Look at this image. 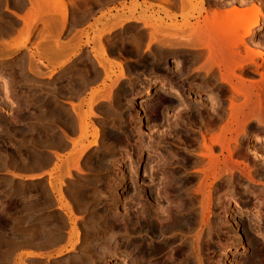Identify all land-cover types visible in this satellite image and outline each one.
Instances as JSON below:
<instances>
[{
  "label": "rangeland",
  "instance_id": "374dc122",
  "mask_svg": "<svg viewBox=\"0 0 264 264\" xmlns=\"http://www.w3.org/2000/svg\"><path fill=\"white\" fill-rule=\"evenodd\" d=\"M32 1L0 0V81L7 85L0 84V264H264V140H256L264 138V104L260 121L242 111L232 116L226 83L201 86L189 50L163 49L162 33L150 40L153 19L170 21L162 0H64L63 30L51 22L48 32L38 19L26 36L22 18ZM176 1L167 4L180 24ZM195 1L184 11L192 23ZM224 1L223 8L260 5L252 39L264 57V0ZM119 17L130 19L103 30ZM98 39L113 62L104 64L107 71L97 61ZM217 133L229 140L230 153L218 146L206 153L203 141ZM215 162L233 169L205 176ZM187 206L198 214L195 222L201 216L195 229L186 230L183 218L160 235L144 227L147 210L154 216L165 209L170 223L168 215L184 216ZM160 242L162 249L148 252Z\"/></svg>",
  "mask_w": 264,
  "mask_h": 264
},
{
  "label": "bare ground",
  "instance_id": "6f19581e",
  "mask_svg": "<svg viewBox=\"0 0 264 264\" xmlns=\"http://www.w3.org/2000/svg\"><path fill=\"white\" fill-rule=\"evenodd\" d=\"M80 1V0H79ZM164 3V5H162V3L160 4V7L162 9V11L167 14L166 15V19H169V22H164L161 25H157V20L153 19L152 22H150V27H151V32H150V40L152 41V39H156V37L161 33H162V37L160 40V45L161 47L164 49H168V48H175V50L173 51H190V55H191V65L193 66V73L194 75H196V79L200 80L201 86L202 84L206 87H208L210 85V83H212V81H216L220 80L221 83H226V85L229 86L230 88V113L232 116H236L238 114L239 111H242L243 115H246L247 118L250 117H254L255 119H257L258 121L261 120V118L263 117V104L262 100L264 98V92H263V88H264V57L262 56V51H256L254 50L256 47L259 49H263V47L261 46V44H259L258 42L253 41L252 36L255 33V28L256 26L259 24L260 21V16H261V7L260 5L256 2H251V6L247 7V8H241V6H239V4L237 5L236 3L231 4L228 8H223L224 4H227L224 0H216L217 4L213 5V8L210 7H206L207 2H205L206 0H196L195 5L197 6V14L196 16L193 18L194 23L191 22V16H186L184 11L186 10V8L188 9V7L190 6L192 8V5H190L191 0H179V8H180V12H182L181 17H182V23L180 24H176V22L173 21V19L175 18V15H170V9L168 8V2L170 3L171 1L169 0H162ZM176 1V0H175ZM190 1V2H189ZM235 1V0H234ZM70 2H72L70 0ZM86 2V1H85ZM161 2V1H160ZM174 2V1H173ZM220 2V3H219ZM228 2V1H227ZM230 2V1H229ZM31 3V6L29 5V10L27 9V11L25 13V17H23V23H25V29L24 26L22 27L24 29L26 36H29L30 31L32 32L31 28H33V26L31 23L34 20L37 22L38 19H40V23H42L43 25V29H45L46 31L49 32V29L51 30V26L54 27L53 28H58L61 30L64 29L66 22H67V3H65L64 0H34ZM74 3V2H73ZM176 3H178L176 1ZM189 3V5H188ZM192 3V2H191ZM241 3V2H240ZM67 4V5H66ZM71 4V3H70ZM159 4V3H158ZM171 4V3H170ZM175 4V3H174ZM173 4V5H174ZM193 4V3H192ZM187 5V6H186ZM194 6V5H193ZM31 7V8H30ZM171 8V7H170ZM174 8V7H173ZM172 9V8H171ZM177 10V9H176ZM195 10V7H194ZM193 10V11H194ZM196 11V10H195ZM52 12H54L55 14L58 15L59 19L58 20H52ZM188 13V12H187ZM56 16V15H55ZM151 16V15H150ZM51 17V18H50ZM141 17V16H140ZM154 17V16H153ZM120 18V17H119ZM152 18V17H151ZM128 19H130L129 17L126 18H120L116 20V23L113 24V26H111L110 28L105 26L103 30L106 31H110L112 28H116L119 26H122ZM143 19V18H142ZM147 19V18H146ZM30 20V22H29ZM148 20L150 21V17L148 18ZM161 20V19H160ZM34 21V22H35ZM51 22H54L55 24L53 25V23L51 24ZM57 24V25H56ZM30 25V26H29ZM147 26V24H145ZM32 26V27H31ZM102 27V28H103ZM1 28V27H0ZM101 28V31H103ZM108 29V30H107ZM186 30L188 33V35L186 36L184 34L181 33V37L177 36V32L178 31H184ZM10 31V30H9ZM177 31V32H175ZM11 32V31H10ZM22 32V31H21ZM105 31H103L102 33H104ZM177 34H175V33ZM8 33V32H7ZM185 33V31H184ZM4 35V34H3ZM8 35H11L10 33ZM20 35V34H19ZM21 36V35H20ZM20 36L17 35V37L19 38ZM100 36V34L98 35ZM251 36V37H250ZM24 37V36H23ZM247 37H250V40H247ZM255 37V36H253ZM25 38V37H24ZM28 38V37H26ZM3 39V37H2ZM101 39V38H100ZM13 40V39H12ZM52 39H50L49 41H51ZM14 41H16V38L14 37ZM13 41V42H14ZM44 41V40H43ZM42 41V42H43ZM47 40V43L49 44V42ZM53 41V40H52ZM99 41V43H98ZM98 41L96 43L99 44V48H97V52L98 50L100 51L98 54H100L99 57H97V61L98 64L102 67H105L104 64L105 63H113L112 60H110L107 56V52L105 49V46L103 45V43L101 42V40L98 39ZM1 42V41H0ZM4 42V41H3ZM6 42V41H5ZM158 42V41H157ZM2 43V42H1ZM0 43V44H1ZM46 43V42H44ZM59 43V42H57ZM157 44V43H156ZM98 46V45H97ZM255 46V48H253ZM171 50V49H170ZM96 52V50H95ZM96 61V60H95ZM117 63V62H116ZM181 64V63H180ZM106 65V64H105ZM114 65V64H113ZM117 65H121V63H117ZM177 66V65H176ZM183 66V65H182ZM94 67V66H93ZM31 68V67H30ZM152 69V68H151ZM31 70V69H30ZM100 71V70H99ZM104 71H107V69H105ZM179 73V72H178ZM252 74H258L259 78L258 79H250L249 76ZM123 75V73H122ZM13 76V75H12ZM181 76V75H180ZM107 77V76H106ZM13 78V77H12ZM108 79V78H107ZM219 81V82H220ZM4 86H7L6 83L2 80L0 81ZM16 83V82H15ZM215 84V82L213 83ZM67 85V84H66ZM150 85V84H149ZM162 85V84H161ZM195 86V85H194ZM167 87V86H166ZM200 87V86H199ZM226 87V86H225ZM4 88V87H3ZM150 88V87H149ZM11 89V88H10ZM9 89V90H10ZM14 89V88H13ZM71 89V88H70ZM4 90V89H3ZM6 90H8L6 88ZM53 90V89H52ZM165 90V89H164ZM163 90V92H164ZM109 91V90H107ZM170 91V90H169ZM168 91V92H169ZM6 91L4 90V93ZM106 92V91H105ZM143 92V91H142ZM150 92V91H149ZM167 92V91H166ZM8 93V92H7ZM6 93V94H7ZM52 93V92H51ZM147 93V92H146ZM99 94V93H98ZM171 94V91L170 93ZM174 94V93H173ZM140 95V93H139ZM177 97H179V99L177 98V100H180V98L183 97V95L181 94V92L179 90H177L176 92ZM185 96V93H184ZM16 97V96H15ZM184 99V97L182 98ZM238 100H242L241 102ZM134 101V100H133ZM40 102V101H39ZM135 102V101H134ZM256 104H255V103ZM202 103V102H201ZM254 103L255 106H251V104ZM20 105V104H19ZM203 105V104H201ZM199 106V105H198ZM207 107V106H206ZM243 107H245V109H243ZM53 108V107H52ZM72 109V108H71ZM138 109V108H137ZM204 109V108H203ZM62 110V109H61ZM207 110V109H206ZM244 110V111H243ZM16 111V110H15ZM73 111V110H72ZM87 111V110H86ZM204 113L205 111L202 110ZM201 111V112H202ZM212 111V110H211ZM66 112V111H65ZM210 112V111H209ZM207 111V113H209ZM245 112V113H244ZM76 113V112H75ZM80 113V112H79ZM200 113V112H199ZM52 115V114H51ZM198 115V114H197ZM59 116V115H58ZM199 116V115H198ZM213 116V115H212ZM219 116V115H218ZM141 117V116H140ZM204 117V116H203ZM64 118V117H63ZM211 118V117H210ZM41 122V121H40ZM76 124V123H75ZM56 127V126H55ZM69 127V126H68ZM225 127V126H224ZM81 128V127H80ZM28 130V129H27ZM53 130V129H52ZM222 132V130H221ZM49 135V134H48ZM47 135V136H48ZM51 137V136H50ZM261 137V136H259ZM49 138V137H48ZM46 139V138H45ZM205 139V137H203V140ZM264 140V138H256V140ZM206 140V139H205ZM205 140L203 141V146L204 148H206V153L207 151L210 152L211 149H213V147L218 146L221 150H228V148L230 147L229 140L226 139V137L224 138L222 136V134H215L214 136L212 135L211 137H209V141L205 142ZM53 141V140H52ZM56 141V140H55ZM57 142V141H56ZM60 142V141H59ZM231 142V141H230ZM262 142V141H260ZM264 142V141H263ZM61 143V142H60ZM125 144V143H123ZM260 144V143H258ZM121 147V146H120ZM45 149V148H44ZM85 150V149H84ZM258 150V149H257ZM232 151V150H231ZM5 152V151H4ZM202 152V151H201ZM205 152V151H204ZM50 153V152H49ZM229 153H230V148H229ZM210 153L207 154V156H209ZM232 154V153H231ZM103 155V154H102ZM253 155L256 156H262L261 154L258 153V151H253ZM55 156V155H54ZM50 157V156H48ZM211 157V156H210ZM263 157V156H262ZM51 158V157H50ZM53 158V157H52ZM58 158V157H57ZM100 158V157H98ZM207 158V157H206ZM212 158V157H211ZM207 159L209 160V164L214 165V160L212 159ZM259 158V157H257ZM60 159V158H59ZM162 159V158H161ZM260 159V158H259ZM262 159V158H261ZM51 161V160H50ZM53 162V161H52ZM56 162V161H55ZM109 162V161H108ZM224 162V161H223ZM60 163V162H59ZM111 163V162H110ZM216 163V162H215ZM77 164V163H76ZM75 164V165H76ZM109 164V163H108ZM208 164V165H209ZM207 165V164H206ZM217 167H208L206 170L207 175L213 176V179H216L215 176L218 175L220 176L222 173H225L226 171H230L231 167H227V163H224V166L226 165V167H219L218 162L216 163ZM59 166V164H58ZM105 166V165H104ZM61 167V166H60ZM98 167V165H97ZM204 168V167H203ZM202 169V168H201ZM200 170V169H199ZM202 170V171H203ZM150 171V170H149ZM201 171V172H202ZM164 174V173H163ZM166 176V175H165ZM120 177V176H119ZM160 177V176H159ZM164 177V176H163ZM203 177V175H202ZM172 178V177H170ZM196 178V177H195ZM199 178V177H198ZM204 178V177H203ZM251 178V177H250ZM162 179V178H160ZM166 179V178H163ZM11 181V180H10ZM178 182V181H177ZM228 182V181H227ZM226 182V183H227ZM10 183V182H9ZM231 183V182H230ZM132 184V183H131ZM229 184V183H228ZM110 185V184H109ZM230 185V184H229ZM150 186V185H149ZM148 186V187H149ZM198 186V185H196ZM110 187V186H109ZM189 187V185H188ZM158 188V187H157ZM164 188V187H163ZM200 188V187H198ZM203 188V187H202ZM145 189V187H144ZM155 189V187L153 188ZM151 189V190H153ZM159 189V188H158ZM115 190V189H114ZM162 190V189H161ZM193 190V189H192ZM201 190V189H200ZM199 190V192H200ZM207 190V189H206ZM223 190V189H222ZM195 191V190H194ZM194 191H192V193H194ZM143 192V191H142ZM150 192V191H149ZM148 192V193H149ZM159 193H161L160 191H158ZM175 192V191H174ZM180 192V191H179ZM197 192V190H196ZM198 192V193H199ZM165 193V192H164ZM113 194V193H112ZM155 194V193H154ZM180 194V193H179ZM210 194V193H209ZM157 195V194H156ZM155 195V196H156ZM192 195V194H191ZM196 195V194H195ZM201 195V193H200ZM199 195V196H200ZM207 195V194H206ZM92 196H94L92 194ZM112 196V195H110ZM135 196V195H134ZM139 196V194H138ZM167 196V194H166ZM190 196V195H189ZM197 196V195H196ZM73 197V196H71ZM88 197V196H87ZM91 197V196H90ZM154 197V196H153ZM33 198V197H32ZM93 198V197H92ZM115 200L117 201V197L115 195ZM119 198V197H118ZM133 198V197H132ZM131 198V199H132ZM165 199V197H163ZM184 198V197H183ZM73 199V198H72ZM139 199V198H138ZM137 199V201H138ZM147 199V198H146ZM172 199V198H171ZM194 199V198H193ZM207 199V197H206ZM210 199V198H209ZM119 200V199H118ZM130 200V199H129ZM127 200V201H129ZM133 200V199H132ZM135 200V199H134ZM133 200V201H134ZM154 200V199H153ZM191 200V197H190ZM198 200V199H196ZM79 201V200H78ZM115 201V202H116ZM158 201V199H157ZM177 201H179L177 199ZM33 202V201H32ZM80 202V201H79ZM151 202V201H150ZM185 202V201H184ZM198 202V201H197ZM202 202V201H201ZM53 203V202H52ZM81 203V202H80ZM112 203V202H111ZM126 203V202H125ZM129 203V202H127ZM108 204V203H107ZM116 204V203H115ZM136 204V203H135ZM155 204V203H154ZM191 204V201L189 203V205ZM54 205V204H53ZM192 205V204H191ZM39 206V205H38ZM66 206V207H65ZM64 207L69 211L71 210L67 205H65ZM142 206V205H141ZM155 206V205H154ZM181 206V204H180ZM199 206V205H198ZM218 206V204L216 205ZM74 207V206H73ZM139 207V206H138ZM145 207V206H143ZM148 207V206H147ZM178 207V206H177ZM201 207V206H200ZM215 207V206H214ZM223 207V206H222ZM50 208V207H49ZM167 208V207H166ZM188 208V206H187ZM192 207L189 206L188 210L186 211V213L184 212V217L183 214H172L171 216L168 215V218L170 220V223H166L165 221V215L167 214L166 210L163 208H158L155 210V214H153L154 216L150 215V212L147 210L145 212V216L143 218H145V221L143 219L144 223V227L146 226V228H148L151 231H157L158 235L159 232H163V230H170L172 228H174L176 226V222L180 221L181 218H183L181 220V222L183 223L182 225H184V228L189 229L190 228H194L195 223H198L201 221V216L199 219V221L195 222V218H194V213L193 211H191L192 209H190ZM218 208V207H217ZM25 209V208H24ZM118 209V208H117ZM143 209V208H142ZM151 209V208H150ZM176 209V208H175ZM41 210V209H40ZM134 210V208H133ZM199 210V209H198ZM112 211V210H111ZM185 211V210H184ZM210 211V210H209ZM212 211V210H211ZM70 212V211H69ZM117 212V211H115ZM153 212V211H152ZM71 213V212H70ZM101 213V212H100ZM119 213V212H118ZM137 213V212H136ZM214 213V212H212ZM97 214V213H96ZM106 214V213H105ZM115 214V213H114ZM131 214V213H130ZM143 214V213H142ZM201 214V212H200ZM210 214V213H209ZM137 215V214H136ZM178 215V216H177ZM198 215V214H197ZM196 215V218L198 217ZM25 216V215H24ZM38 216V215H37ZM115 216V215H114ZM138 216V215H137ZM143 216V215H142ZM182 216V217H180ZM208 216V214H207ZM211 216V215H210ZM128 217V216H127ZM126 217V219H127ZM93 218V217H92ZM114 218V217H113ZM120 218H123L122 216ZM119 218V219H120ZM186 218V219H185ZM36 219V218H35ZM49 219V218H48ZM107 219V218H105ZM185 219V221H184ZM205 219V218H204ZM207 219V218H206ZM205 219V220H206ZM37 220V219H36ZM128 220V219H127ZM34 221V220H33ZM40 221V220H39ZM129 221V220H128ZM133 221V220H132ZM38 222V221H37ZM136 222V221H135ZM169 222V221H168ZM204 222V221H203ZM208 221H206L207 223ZM222 222V221H221ZM56 223V222H55ZM121 223V221H120ZM126 223V221H125ZM139 223V222H138ZM178 223V222H177ZM46 224V223H45ZM179 224V223H178ZM177 224V225H178ZM209 224V223H208ZM42 225V224H40ZM124 225V224H122ZM132 225V223H131ZM205 222H204V226H205ZM38 226V225H37ZM43 226V225H42ZM41 226V227H42ZM59 226V225H57ZM199 226V223H198ZM203 226V225H202ZM226 226V225H225ZM46 227V226H45ZM99 227V226H98ZM97 227V228H98ZM121 227V226H120ZM207 227V226H206ZM35 228V227H34ZM122 228V227H121ZM134 228V226L132 227ZM196 228V227H195ZM194 228V229H195ZM213 228V227H212ZM36 235H40V231H38L41 228H37L36 227ZM44 229V228H43ZM58 229V228H57ZM123 229V228H122ZM175 229V228H174ZM186 229V230H187ZM202 229V228H201ZM200 229V230H201ZM112 230V229H111ZM136 230V229H135ZM205 230V229H204ZM91 231V230H90ZM105 231V230H104ZM139 231V230H138ZM147 231V229L145 230V232ZM1 232V231H0ZM30 232V231H29ZM55 232V231H54ZM93 232V231H92ZM144 232V233H145ZM187 232V231H185ZM191 232V231H190ZM205 232V231H204ZM213 232V231H212ZM49 233V231H48ZM117 233V232H116ZM141 233V232H140ZM147 233V232H146ZM188 233V232H187ZM200 233V231H199ZM34 234V236H35ZM95 234V233H94ZM97 234V233H96ZM113 234V232H112ZM111 234V235H112ZM118 234V233H117ZM123 234V233H122ZM129 234V233H128ZM138 234V232L136 233ZM163 234V233H162ZM192 234V232H191ZM44 235V234H43ZM40 235V236H43ZM47 234L45 233L44 236H46ZM100 235V234H99ZM193 235V234H192ZM196 235V234H195ZM194 235V237H195ZM217 235V234H216ZM43 236V238H45ZM86 236V235H85ZM131 236V235H130ZM184 236V235H183ZM197 236V235H196ZM47 237V236H46ZM114 237V236H113ZM189 237V236H188ZM191 237V236H190ZM198 237V236H197ZM209 237V236H208ZM40 238V237H39ZM42 238V239H43ZM141 238V237H140ZM205 238V237H204ZM90 239V238H89ZM92 239V238H91ZM195 239V238H193ZM192 239V240H193ZM199 239V237L197 238ZM37 240V239H36ZM53 240V239H52ZM55 240V239H54ZM159 240V239H158ZM23 241V239H22ZM40 241V240H39ZM67 241V239H66ZM91 241V240H90ZM99 241V240H98ZM162 241V240H161ZM185 241V240H184ZM194 241V240H193ZM191 242H188L184 245V248L187 250V252H190L192 246L194 245ZM200 241V240H199ZM183 242V241H182ZM196 243V241H194ZM41 243V242H39ZM97 243V242H96ZM135 243V242H134ZM151 243V242H150ZM191 243V244H190ZM20 244V242H19ZM72 244V243H70ZM121 244V243H120ZM171 244V243H170ZM177 244V243H176ZM199 244V243H198ZM37 245V244H36ZM41 245V244H40ZM90 245V244H89ZM88 245V246H89ZM103 245V244H102ZM128 245V244H127ZM152 245V244H151ZM23 246V245H22ZM164 246L163 242H160L158 244V246L156 247H152L148 250V252L151 251H158L160 249H162ZM167 246V245H166ZM172 246V245H171ZM87 247V246H86ZM173 247V246H172ZM125 248V247H124ZM127 248V247H126ZM200 248V246H199ZM47 249V248H46ZM130 249V248H129ZM175 249V247H174ZM183 248L179 249L180 251H182ZM198 249V248H197ZM86 250V248H85ZM132 250V249H131ZM89 251V250H88ZM165 251V250H164ZM194 251V250H193ZM208 251V250H207ZM38 252V251H37ZM47 252V251H46ZM185 252V253H187ZM85 253V252H84ZM96 254V253H95ZM190 254V253H189ZM99 255V254H98ZM11 256V255H10ZM91 256V255H90ZM181 256V255H180ZM6 257V255H5ZM189 257V255L187 256ZM7 258V257H6ZM103 258V257H102ZM257 258V257H256ZM92 259V258H91ZM91 259H89L91 261ZM105 259V258H104ZM143 260V258H141ZM151 258H149L150 260ZM168 259V258H167ZM183 259V258H182ZM185 259V258H184ZM199 259V258H198ZM252 259V258H251ZM95 260V259H92ZM148 260V261H149ZM258 260V259H257ZM77 261V258H76ZM75 261V262H76ZM96 261V260H95ZM132 261V260H131ZM146 261V260H145ZM194 261V260H193ZM14 262V261H13ZM94 262V261H92ZM98 262V261H97ZM143 262V261H141ZM168 262V261H167ZM188 263L187 264H192V260L191 258H188ZM57 263V262H56ZM77 263V262H76ZM103 263V262H102ZM154 263V262H152ZM182 263V262H181ZM88 264V262H87ZM148 264V263H147ZM168 264V263H167Z\"/></svg>",
  "mask_w": 264,
  "mask_h": 264
}]
</instances>
